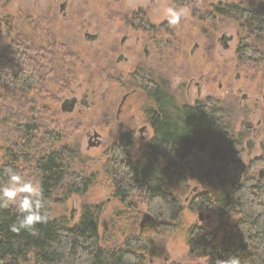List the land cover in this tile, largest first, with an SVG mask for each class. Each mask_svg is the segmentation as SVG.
<instances>
[{"label":"trees","instance_id":"obj_1","mask_svg":"<svg viewBox=\"0 0 264 264\" xmlns=\"http://www.w3.org/2000/svg\"><path fill=\"white\" fill-rule=\"evenodd\" d=\"M40 68L29 71L25 62L12 75L11 62L0 59V82L7 89L0 109V184L7 182L9 166L39 183L42 214L48 217L36 226L35 235L14 233L15 208L10 203L0 208V264H151L160 259L164 245L156 247L134 228L138 202L146 205L162 232L175 233L185 227L183 202L192 181L206 190L195 197L191 211L206 207L222 222L211 231L198 225L187 230L189 258L218 264L235 257L239 264H264V178L252 174L262 161H243L249 134L245 122L236 128L242 114L225 104L217 112L180 106L167 95V87L151 92L155 135L147 152L135 155L133 134L123 135L109 149L105 186L119 206L105 214L103 204L87 203L75 223L54 217L55 195H85L101 183L73 171L84 157L80 144L69 146L64 128L53 130L30 117L27 95L48 79ZM69 88L65 82L63 91ZM234 217L235 223L225 222Z\"/></svg>","mask_w":264,"mask_h":264},{"label":"flooded vegetation","instance_id":"obj_2","mask_svg":"<svg viewBox=\"0 0 264 264\" xmlns=\"http://www.w3.org/2000/svg\"><path fill=\"white\" fill-rule=\"evenodd\" d=\"M124 1L127 8L119 12L127 30L119 38V43L115 39L107 49L109 60L116 68L127 67V75L123 74L128 80L127 91L122 97V100L125 97L124 102L121 100L118 105L115 121L125 115L131 104L142 119L138 128L137 124L131 125L115 143L123 135L133 134L137 142L135 151L147 152L155 135L152 107L149 105L151 92L163 91L161 89L167 87V95L180 106L216 112L222 110L224 104L238 112L243 109L245 112L246 108L251 116L244 126L249 134L245 140L246 148L262 161L258 175L264 178V86L247 90L240 85L248 69L258 71L254 72L255 76H264V0H136V6L130 5L133 0ZM80 3L81 0H0V59L11 62L12 75L17 74L19 64L26 62L29 71L42 67L40 71L49 78L56 54L63 55L65 59L68 47L73 51L71 54L77 53L75 48L80 45L78 42L83 29L84 41L90 50L103 54L98 47L103 42V35L98 30L97 18L93 17L95 23L88 18L82 22ZM170 6L184 8L188 12L187 17L175 26H169L165 15ZM92 27L95 32H90ZM56 32H62L63 36L56 35ZM167 52H171L175 59L183 58L176 69L180 81L173 90L165 77ZM226 61L235 65V72L226 70ZM113 74L124 77L119 72ZM3 84L0 82V88L4 90L3 93L0 91V106L7 90ZM212 85L217 86L219 96L211 93L214 91ZM41 86L31 93L40 91ZM240 92L242 96L237 102L236 96ZM249 94H258V97ZM79 104L77 96L64 98L60 111L63 115H72ZM245 117L246 113L242 114L240 122H244ZM112 119L111 114H105L107 124ZM88 136L94 139L92 147L102 145L99 132L94 131ZM138 142L144 145L140 147ZM110 148L106 152L109 160ZM173 156L176 157L175 154ZM111 200L116 199L112 197ZM146 214L143 231L140 226L141 235L146 232L144 228L148 224L150 232L159 228L158 220ZM205 219H211V214L199 220ZM153 221L156 222L155 228L152 227Z\"/></svg>","mask_w":264,"mask_h":264},{"label":"rangeland","instance_id":"obj_3","mask_svg":"<svg viewBox=\"0 0 264 264\" xmlns=\"http://www.w3.org/2000/svg\"><path fill=\"white\" fill-rule=\"evenodd\" d=\"M131 6H136L137 1L133 0L130 4ZM81 18L82 22L85 18L88 20L92 19L94 23L96 22L94 18L98 21V30H101L103 35V42L98 45L99 49L103 54L92 52L87 42L84 41V29L79 40V47L77 53L71 54L73 52L70 47L67 48V53L65 59L63 55H55V62L52 63L53 70L51 72V78H48L46 83L41 86V90L33 92L27 95V100L32 103L30 106V117L37 120L38 124L41 123L43 126H49L53 130H65V134H68L69 146L74 144H80L83 160L77 161L72 167L73 171L82 174L85 177H91L95 180L97 179L101 185L93 191L88 192L85 195H72V196H62V192L54 196L53 202L51 203V208L53 210L54 217H67L71 220V223H75L81 217L82 208L85 204H103V209L107 213H111L115 207L119 204L115 200H111L113 197L111 190L105 186V171L108 166L109 155L106 154L109 147H111L123 134L128 127L137 124V128L141 123V116L137 113L134 106L129 105L124 116H121L118 122L115 121L116 111L118 105L120 104L122 97L127 91V67L123 66L121 68H116L109 60L108 46L111 41L117 40L119 43V38L126 32L127 27L123 24V19L120 16L119 11L127 8V4L124 0H81ZM163 17V15H162ZM90 32H95V28L92 27ZM135 36V33L130 32ZM62 32H56V35H62ZM68 34V32H66ZM65 36L67 37V35ZM77 45V46H78ZM61 48V47H60ZM188 50V49H187ZM190 50V47H189ZM169 54L168 62L166 66V80L169 82L171 90L174 89L178 81L179 74L176 71L177 66L181 65L183 58L175 57L171 52ZM70 58H69V57ZM75 56V57H74ZM69 58V59H68ZM72 59V61H70ZM54 61V60H53ZM226 70L228 72H235V65L232 62L226 61ZM211 71V69H210ZM115 72H119L124 77L113 76ZM247 77L246 73L243 74V79L241 80V87H246V89L254 90L260 86H264V76H255L254 69H248ZM124 74V75H123ZM232 74V81L233 76ZM126 77V78H125ZM65 82L70 84L69 91L66 93L63 91ZM217 83V79L215 80ZM214 91L211 93H216L219 96L217 86H211ZM210 88V87H209ZM0 91L3 93L2 87ZM20 94V91L17 90ZM63 93V95H61ZM251 97H258V94H249ZM21 96V95H16ZM72 96H77L80 100V104L76 109L75 113L72 115H63L60 111V105L64 98H70ZM242 92L236 96L237 102L240 101ZM60 98V101L58 99ZM4 100H1V106ZM19 105V104H18ZM0 106V109H1ZM17 106V105H16ZM264 109V107H263ZM112 115V121L107 124L104 120L105 114ZM241 114L246 113L245 123H249L251 118L250 112L244 109L241 110ZM135 116L131 118L130 116ZM5 116V114H4ZM2 116V117H4ZM253 117V116H252ZM67 122L73 124L71 128L68 129ZM243 120L236 124V128L242 129ZM60 125V128L58 126ZM65 125L67 129H65ZM2 126L0 125V128ZM94 131L99 132L102 135V145L99 148H94L91 146V142L94 139H90L88 134L94 133ZM2 134V130L0 129ZM0 137V141H1ZM66 141V139H65ZM64 143L59 144L56 148H60ZM138 145L143 146V142H138ZM243 161L246 165L251 164L256 160V155L246 148V143L244 142ZM144 151H135V155L139 158L142 157ZM102 160V162L100 161ZM260 167L252 171V174L258 176ZM206 187L200 186L196 182H190L189 194L184 199L185 210L183 212V221L185 227L178 230L175 233H164L160 228L155 231H148L150 224H148L144 229L145 233L140 234V224L143 220L144 214L149 213L147 207L144 203L138 202V212L134 217L133 226L137 230L140 237L148 240L154 244L156 247L161 244L164 245V249L160 259H153L152 264H213L211 261L205 258H200L196 260H191L189 258L190 248L187 245V230L193 228L194 226H202L206 231H211L216 229L220 224L221 220L219 216L211 209L202 207L196 212L191 211V206L195 197L201 192L205 191ZM196 190V191H195ZM11 206L15 208V204L10 202ZM203 213V217L211 214V219H205L204 221L199 220V214ZM210 222H209V221ZM238 218H229L225 222L235 223ZM187 226V227H186ZM157 261V262H155Z\"/></svg>","mask_w":264,"mask_h":264},{"label":"clouds","instance_id":"obj_4","mask_svg":"<svg viewBox=\"0 0 264 264\" xmlns=\"http://www.w3.org/2000/svg\"><path fill=\"white\" fill-rule=\"evenodd\" d=\"M165 15L169 26L180 23L186 18L188 12L184 8L168 7ZM7 182L0 184V208L8 207L9 203L15 204L17 221L10 226V230L19 233L22 230L30 234H36L38 224L47 223L48 217L42 214L44 208L43 191L39 183L25 178L12 167L5 168ZM218 264H239L238 258L232 257L226 261H218Z\"/></svg>","mask_w":264,"mask_h":264},{"label":"water","instance_id":"obj_5","mask_svg":"<svg viewBox=\"0 0 264 264\" xmlns=\"http://www.w3.org/2000/svg\"><path fill=\"white\" fill-rule=\"evenodd\" d=\"M124 99H125V97L123 98V100H122V103L124 102ZM68 101V100H67ZM69 102H71V101H69ZM146 216H148V214H146ZM146 216H145V218H146ZM199 219L200 220H203L204 219V217H203V213H200L199 214ZM145 222V219L141 222V224H140V226H141V231H143V223ZM156 222L155 221H153V224H152V227L153 228H155L156 226Z\"/></svg>","mask_w":264,"mask_h":264}]
</instances>
